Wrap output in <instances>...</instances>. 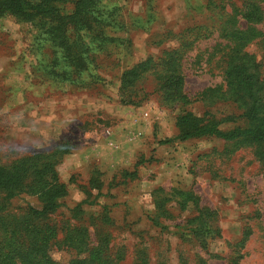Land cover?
I'll return each instance as SVG.
<instances>
[{"label": "rangeland", "instance_id": "1", "mask_svg": "<svg viewBox=\"0 0 264 264\" xmlns=\"http://www.w3.org/2000/svg\"><path fill=\"white\" fill-rule=\"evenodd\" d=\"M244 1L95 0L90 14L123 43L100 51L92 31L70 28L69 42L95 57L90 70L65 57L51 20L0 16V163L39 153L55 163L65 192L41 221L55 264H89L92 250L95 264H264V145L177 137L186 113L243 125L227 62L242 48L264 68V1L258 23L244 20ZM232 27L259 34L224 37ZM177 69L175 97L177 76L162 75ZM126 71L136 73L123 87ZM38 197L9 211L40 208Z\"/></svg>", "mask_w": 264, "mask_h": 264}, {"label": "trees", "instance_id": "2", "mask_svg": "<svg viewBox=\"0 0 264 264\" xmlns=\"http://www.w3.org/2000/svg\"><path fill=\"white\" fill-rule=\"evenodd\" d=\"M95 0H0V16L12 14L21 18L49 19L53 23L49 32L62 37L65 57L71 59L73 67L91 69L96 65L89 47H75L69 42L67 34L72 28L86 35L93 32L99 39L97 48L103 50L105 44L116 45L119 49L123 41L107 35L106 27L96 15L90 14V7ZM264 0H245L242 11L244 20L258 23L263 17L260 2ZM72 5V11L63 15L61 5ZM65 7V6H64ZM57 21V22H56ZM224 37H231L246 43L259 33L255 29L225 28ZM243 47V46H242ZM112 48L110 51H113ZM227 62L224 79L227 82L228 98L242 109L243 125L230 130H222L218 123H203L192 113L178 117L179 139L188 140L202 136H217L226 141L243 139L248 142L264 145V68L254 54L247 51L242 55V48L236 49ZM94 62H93V61ZM175 65V64H173ZM54 75L63 77L65 73ZM79 72V71H78ZM77 73V72H75ZM136 71H126L121 77L123 87ZM173 75V76H172ZM177 76L175 97L183 91L184 75L177 70L167 71L162 75L173 82ZM46 154H34L16 158L10 164L0 163V264H55L50 250L51 228L41 224L42 219L55 212L60 206L64 184L59 183L54 171L55 163ZM22 194H36L42 203L40 208L29 207L21 216L9 211V201ZM196 232V231H195ZM102 257L96 250L90 251L86 261L89 264L100 262ZM77 262V261H73ZM72 263V264H73ZM237 264V263H236Z\"/></svg>", "mask_w": 264, "mask_h": 264}]
</instances>
